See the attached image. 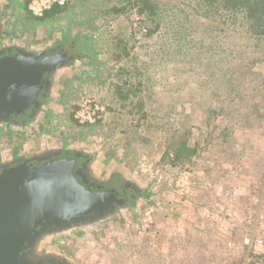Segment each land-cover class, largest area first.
I'll return each mask as SVG.
<instances>
[{
    "label": "rangeland",
    "instance_id": "1",
    "mask_svg": "<svg viewBox=\"0 0 264 264\" xmlns=\"http://www.w3.org/2000/svg\"><path fill=\"white\" fill-rule=\"evenodd\" d=\"M24 1L12 0L0 25L35 42L81 30L95 57L69 72L59 88L51 117L57 137L103 144L157 192L180 188L170 179L190 172L207 190L220 177L223 190L240 191L223 195L232 208L221 219L232 224L236 238L264 239V35L252 36L238 17H206L197 0H158L159 29L127 0L76 1L44 19ZM185 13L191 16L185 24L193 26L187 34L177 29ZM89 100L105 111L80 122L76 112ZM174 150H182L181 159ZM152 199L74 238L67 249L87 264L239 262L237 249L228 250L204 229L190 238L173 234L187 214L167 212L163 201ZM163 238L172 243L168 253H159Z\"/></svg>",
    "mask_w": 264,
    "mask_h": 264
},
{
    "label": "water",
    "instance_id": "2",
    "mask_svg": "<svg viewBox=\"0 0 264 264\" xmlns=\"http://www.w3.org/2000/svg\"><path fill=\"white\" fill-rule=\"evenodd\" d=\"M58 61L21 49L0 56V121L38 105ZM58 154L0 162V264H87L70 241L114 219L117 194L93 190L75 158Z\"/></svg>",
    "mask_w": 264,
    "mask_h": 264
},
{
    "label": "flooded vegetation",
    "instance_id": "3",
    "mask_svg": "<svg viewBox=\"0 0 264 264\" xmlns=\"http://www.w3.org/2000/svg\"><path fill=\"white\" fill-rule=\"evenodd\" d=\"M12 0H0V24L4 23L6 12ZM32 53L45 52L59 58L57 68L45 75L48 84L39 92L24 113L10 120L0 121V162L37 157L58 152L59 157L75 158L77 168L86 173L93 190H113L121 204L115 206L114 218L134 213L144 203L156 197L162 199V191L151 188V184L130 172L127 163L112 154L103 144H81L80 140H68L56 136V126L52 121L57 106V93L69 72L83 61H95L81 30L61 33L60 36L45 41L27 40L25 36L0 25V56L13 55L19 50ZM89 61V62H90ZM47 85V86H46ZM133 174V175H132ZM158 193V194H157ZM158 201V202H159Z\"/></svg>",
    "mask_w": 264,
    "mask_h": 264
},
{
    "label": "crops",
    "instance_id": "4",
    "mask_svg": "<svg viewBox=\"0 0 264 264\" xmlns=\"http://www.w3.org/2000/svg\"><path fill=\"white\" fill-rule=\"evenodd\" d=\"M243 163H245L244 167L246 165H251L250 161ZM186 178L182 175L179 177L174 176L173 179L170 180L174 181V185H180V188L162 191L161 193L163 195L161 201L163 202L159 204V206L163 207V210L168 212L169 210L175 208L176 210L178 209L184 214H187L186 219L184 218V220L172 227L174 229L173 234L187 236L190 238V236H193L199 230L204 229L210 234L211 238H213L215 235L216 237H221L223 239L222 243L224 245H226V242L229 241L234 242L235 245H240V239L245 236V233L238 238L234 237L233 231H235V228H233L232 224L229 222L221 219L223 218L221 215L225 212H228L232 208V204H229L226 201L223 202V195L233 192L240 193V191L236 189H227L228 191L223 190L222 186L224 185L219 179L220 177H217L213 183H210L211 185L209 186L208 190L203 189L204 187L202 185L197 184L198 182H202L204 179L202 177L196 176L195 172L187 173ZM201 194L208 195L207 197H209V199H207V197L200 196ZM185 200L187 201V204H185ZM237 212L239 213L240 210ZM167 228L168 227H166V229ZM163 239L160 242V247L158 249L159 253H168L172 248V243L166 241L167 239L165 238ZM133 241L136 240L132 239L131 245L136 243ZM242 249L243 248L238 247L237 253L235 255L237 258L239 255H241ZM161 255L164 256V254Z\"/></svg>",
    "mask_w": 264,
    "mask_h": 264
},
{
    "label": "trees",
    "instance_id": "5",
    "mask_svg": "<svg viewBox=\"0 0 264 264\" xmlns=\"http://www.w3.org/2000/svg\"><path fill=\"white\" fill-rule=\"evenodd\" d=\"M130 7L135 8L138 15L146 12V15L150 18V22H154V28L159 29L160 24L158 20L160 4L158 0H127ZM200 4L203 3L207 8V11H203L206 17H214L219 19H235L240 18L241 22H246L247 29L252 36H263L264 35V0H197ZM196 3L200 5L199 3ZM29 0L24 1V6L27 7ZM167 5V4H166ZM67 7V6H66ZM53 6L51 9L47 10L40 19L47 18L48 16L61 12L65 8ZM176 7L175 5L173 6ZM216 16V17H215ZM190 14H184L183 23L178 24L177 29L180 28L183 34L190 33V29L193 27L192 24H185L189 18ZM183 18V17H182ZM224 22V20H221ZM226 21V20H225ZM199 22V20H197ZM188 23V22H187ZM202 25V24H201ZM152 29H147V36L150 35ZM198 32L200 30L197 29ZM173 33L174 30H173ZM190 150L189 147L183 145V149ZM182 151V150H180ZM180 151L174 150V156L176 160L181 159L183 154Z\"/></svg>",
    "mask_w": 264,
    "mask_h": 264
},
{
    "label": "built area",
    "instance_id": "6",
    "mask_svg": "<svg viewBox=\"0 0 264 264\" xmlns=\"http://www.w3.org/2000/svg\"><path fill=\"white\" fill-rule=\"evenodd\" d=\"M76 1L86 2L88 0H29L27 4L28 11L35 17H41L53 6L66 7ZM105 111V106L97 101L84 103L76 112V118L80 122H92L100 118ZM228 249L243 248L241 255L238 256L237 264H264V239L260 235L245 234L240 239V245L234 242H226ZM163 258L168 259L166 255ZM167 261V260H166ZM192 264V263H190Z\"/></svg>",
    "mask_w": 264,
    "mask_h": 264
}]
</instances>
